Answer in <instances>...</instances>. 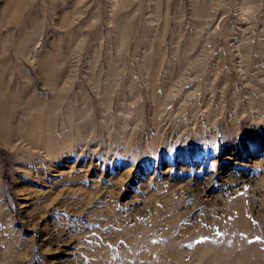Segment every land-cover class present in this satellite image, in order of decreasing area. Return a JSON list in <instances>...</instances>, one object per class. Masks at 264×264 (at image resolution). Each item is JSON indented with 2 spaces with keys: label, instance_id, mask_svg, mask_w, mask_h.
Listing matches in <instances>:
<instances>
[{
  "label": "rangeland",
  "instance_id": "374dc122",
  "mask_svg": "<svg viewBox=\"0 0 264 264\" xmlns=\"http://www.w3.org/2000/svg\"><path fill=\"white\" fill-rule=\"evenodd\" d=\"M0 264H264V0H0Z\"/></svg>",
  "mask_w": 264,
  "mask_h": 264
},
{
  "label": "crops",
  "instance_id": "0c3cea01",
  "mask_svg": "<svg viewBox=\"0 0 264 264\" xmlns=\"http://www.w3.org/2000/svg\"><path fill=\"white\" fill-rule=\"evenodd\" d=\"M28 45V43L27 44H25V46H27Z\"/></svg>",
  "mask_w": 264,
  "mask_h": 264
}]
</instances>
